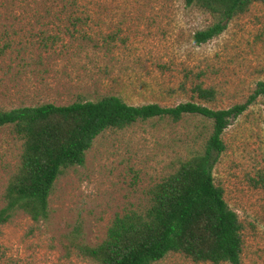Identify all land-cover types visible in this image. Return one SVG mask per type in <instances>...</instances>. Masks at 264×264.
Returning <instances> with one entry per match:
<instances>
[{"label": "rangeland", "instance_id": "rangeland-1", "mask_svg": "<svg viewBox=\"0 0 264 264\" xmlns=\"http://www.w3.org/2000/svg\"><path fill=\"white\" fill-rule=\"evenodd\" d=\"M14 1L0 9V111L106 96L135 106L228 109L264 81L261 2L197 45L195 33L214 18L183 0ZM197 83L214 88L215 99H198ZM210 132L199 116L104 131L84 164L56 181L46 219L17 212L0 222V264H97L78 247L101 243L116 215L145 210L149 189L201 151ZM222 139L213 177L243 227L240 264H264V96L230 121ZM21 153L12 127H0V210ZM154 264L210 263L171 253Z\"/></svg>", "mask_w": 264, "mask_h": 264}, {"label": "trees", "instance_id": "trees-1", "mask_svg": "<svg viewBox=\"0 0 264 264\" xmlns=\"http://www.w3.org/2000/svg\"><path fill=\"white\" fill-rule=\"evenodd\" d=\"M210 14L214 22L195 33L197 45L222 34L236 16L253 3L264 0H183ZM14 0H0V9ZM199 77V76H197ZM198 99L211 102L216 90L197 83ZM264 96V81L242 104L228 109H211L194 102L175 107L159 104L129 105L120 97L97 101H76L68 105L51 103L0 111V127L11 126L22 141L20 165L10 177L0 210V222L23 212L33 222L49 215V197L64 170L82 166L93 141L104 131L123 130L139 122L184 116H199L211 122V132L201 151L180 161L177 169L149 191V206L143 211L116 215L105 239L78 250L97 264H154L168 254H182L196 263L240 264L242 224L215 185L213 168L225 151L223 132L232 119L242 115L258 97Z\"/></svg>", "mask_w": 264, "mask_h": 264}]
</instances>
